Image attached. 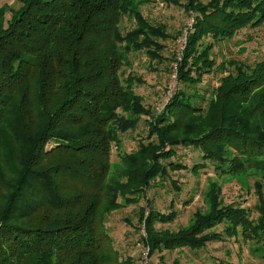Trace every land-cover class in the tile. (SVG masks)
I'll return each instance as SVG.
<instances>
[{
  "label": "trees",
  "instance_id": "obj_1",
  "mask_svg": "<svg viewBox=\"0 0 264 264\" xmlns=\"http://www.w3.org/2000/svg\"><path fill=\"white\" fill-rule=\"evenodd\" d=\"M163 1L192 22L166 70L175 66L178 87L160 108L135 91L143 78L134 61L144 57L146 70L157 71L184 32L151 18L150 0L0 3V264H129L108 220L131 205L150 257L225 236L264 239V53L247 61L224 52L264 25V0ZM240 38L239 46L252 40ZM141 123L144 137L123 151L122 135ZM187 147L200 151L189 167L195 175L210 165L217 176L257 174V216L211 187L208 212L158 228L177 217L174 201L162 212L151 200L147 213L140 202L156 180L181 191Z\"/></svg>",
  "mask_w": 264,
  "mask_h": 264
},
{
  "label": "rangeland",
  "instance_id": "obj_2",
  "mask_svg": "<svg viewBox=\"0 0 264 264\" xmlns=\"http://www.w3.org/2000/svg\"><path fill=\"white\" fill-rule=\"evenodd\" d=\"M0 3H7L9 5L15 4L14 0H0ZM146 8V13L151 18L165 23L170 30H174L175 32L182 30L184 32L178 36L176 45L175 42H170L167 47L169 56L168 61L161 64L157 71L149 72L146 70L144 66V57H138L134 61L136 74L143 78V83L135 84V91L143 95L144 101L148 102L153 108H160V104L168 100L178 87L177 80L173 73L171 72L170 74V71L168 72L166 70H168L167 67L170 61V55H172L171 53H174V51L177 53L183 46L184 41H186L185 35L192 21L190 16L188 18V15L181 7L174 4L166 5L163 0H150ZM246 32L251 35L252 40L239 46L242 40L240 37H244ZM263 42L264 25L247 30L245 29L244 32L237 35L235 39L227 42V48H225L224 52L227 55H233L236 58L247 61L256 60L264 53ZM241 46H244L246 50L239 53V48H241ZM228 50H231L233 54H230ZM169 74L171 78H169ZM208 83L215 85L217 81L215 82L214 79H208ZM165 84L167 85L165 86ZM145 132V125L141 123L136 130L122 135L123 151L135 149L137 141L139 138L144 137ZM51 145H53V141L48 143V146ZM182 151L185 154L182 161L186 163L188 169L181 170L177 176L178 179L182 180L181 191L176 192L169 184L168 179L161 183H158L156 180L152 183L151 187L147 189V196L145 199L140 202L141 206L146 207L145 210L147 213V206L149 207L148 202L151 200L152 205L162 212H168L170 210V200L172 199L174 201L173 208L177 212V217L169 224H157L156 226L158 228L175 230L181 225H185L192 218L194 212H208L209 202L206 193L211 187L221 188V196L219 195V199L222 197L225 202H232L239 206L247 207L251 212L255 211L254 205L257 203L258 197H256L257 195L254 192V182L258 179L257 174L253 173L252 170H248L238 174L217 176L210 165L205 168L204 171H199V174L195 175L189 170V167L193 165V163L199 161L200 151L192 147L184 148ZM116 152L117 150L113 145L110 159L112 162L111 171L115 173H117L119 169L120 171L122 169L121 164L118 162L119 156ZM172 160L177 161L176 157L172 158ZM171 177L172 176L169 175V178ZM259 181L263 184L262 190L264 195V181L260 179ZM133 208L134 206L131 205L128 209L117 212L108 221L110 223V233L115 239L116 246L121 250L123 259L128 258L129 264H138L140 252L142 250H148L149 248L145 242L139 238L138 227L134 228L138 223L136 222L137 216L132 210ZM123 216H128L133 226L125 223V221L122 220ZM251 216L256 217L257 213L253 212ZM221 227L222 225H218V227L211 230L219 232ZM141 232L144 233L143 229H141L140 233ZM173 259H179L181 264H215L220 260L227 264H264V239L259 240L256 236L242 237L241 234H238L236 237L225 236V239L222 241H210L199 249L191 250L185 247L170 251L162 250L154 253L151 257L148 250V264L149 262L151 264H169Z\"/></svg>",
  "mask_w": 264,
  "mask_h": 264
},
{
  "label": "built area",
  "instance_id": "obj_3",
  "mask_svg": "<svg viewBox=\"0 0 264 264\" xmlns=\"http://www.w3.org/2000/svg\"><path fill=\"white\" fill-rule=\"evenodd\" d=\"M173 75L175 77V66H174V70H173ZM139 264H148V250H142L140 252Z\"/></svg>",
  "mask_w": 264,
  "mask_h": 264
}]
</instances>
